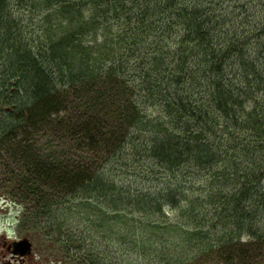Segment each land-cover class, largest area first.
Masks as SVG:
<instances>
[{
  "label": "trees",
  "instance_id": "16d2710c",
  "mask_svg": "<svg viewBox=\"0 0 264 264\" xmlns=\"http://www.w3.org/2000/svg\"><path fill=\"white\" fill-rule=\"evenodd\" d=\"M16 144L63 264H264V0H0Z\"/></svg>",
  "mask_w": 264,
  "mask_h": 264
},
{
  "label": "rangeland",
  "instance_id": "374dc122",
  "mask_svg": "<svg viewBox=\"0 0 264 264\" xmlns=\"http://www.w3.org/2000/svg\"><path fill=\"white\" fill-rule=\"evenodd\" d=\"M7 148L9 147L0 146V241L4 238L32 237L33 264H63L61 255L54 248L53 243L49 242L45 236L34 235L29 229L30 226L23 223L26 209L17 198L15 186L10 181L13 177L11 174H16L24 166V155L22 156V149L18 148V144L10 148V153H7ZM29 231H31V237L26 234Z\"/></svg>",
  "mask_w": 264,
  "mask_h": 264
},
{
  "label": "flooded vegetation",
  "instance_id": "af4514ba",
  "mask_svg": "<svg viewBox=\"0 0 264 264\" xmlns=\"http://www.w3.org/2000/svg\"><path fill=\"white\" fill-rule=\"evenodd\" d=\"M30 239L32 249L29 252L21 253L16 251V243L24 239ZM24 250V249H21ZM34 242L31 238L18 237L16 239H3L0 241V264H33Z\"/></svg>",
  "mask_w": 264,
  "mask_h": 264
},
{
  "label": "water",
  "instance_id": "95a60500",
  "mask_svg": "<svg viewBox=\"0 0 264 264\" xmlns=\"http://www.w3.org/2000/svg\"><path fill=\"white\" fill-rule=\"evenodd\" d=\"M32 246L33 245L29 239H24L16 243V247H17L16 251L21 252V253H26V252L31 251ZM21 249H24V250H21Z\"/></svg>",
  "mask_w": 264,
  "mask_h": 264
}]
</instances>
